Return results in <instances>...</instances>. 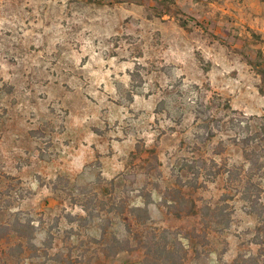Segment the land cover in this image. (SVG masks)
I'll list each match as a JSON object with an SVG mask.
<instances>
[{
    "label": "rangeland",
    "instance_id": "obj_1",
    "mask_svg": "<svg viewBox=\"0 0 264 264\" xmlns=\"http://www.w3.org/2000/svg\"><path fill=\"white\" fill-rule=\"evenodd\" d=\"M263 122L264 0H0V264H141L135 235L164 228L184 264L258 255L264 142L251 169L234 139ZM176 191L196 214H174Z\"/></svg>",
    "mask_w": 264,
    "mask_h": 264
},
{
    "label": "trees",
    "instance_id": "obj_2",
    "mask_svg": "<svg viewBox=\"0 0 264 264\" xmlns=\"http://www.w3.org/2000/svg\"><path fill=\"white\" fill-rule=\"evenodd\" d=\"M180 24L185 28L189 27V20L184 18H179ZM228 104V103H227ZM228 107H230L228 105ZM195 120L198 122L199 128L203 130V133L200 134V138L202 141H208L212 139L216 131L213 127L214 124L217 125V128L219 127V121L214 117L212 114V106L211 104L207 103L205 100H200L195 109ZM215 125V126H216ZM250 128V125H248V129ZM238 144H240L243 148V153L245 158L251 162V169L252 167H259V151H257L254 148H249L250 144L254 140H258V144L261 145V142H264V122L259 124L258 130L252 134L249 135V137H244L239 140L234 139ZM137 150L132 153L134 157H139L143 153L142 147L140 144L136 145ZM146 152H148V158L149 160H153L156 163H159L158 161V155L156 152V148L146 149ZM264 151V150H263ZM259 165V166H258ZM260 168V167H259ZM237 167L229 168L227 170L229 179L232 180V177H236L237 179L241 178V171L237 170ZM242 180V179H241ZM253 188L252 184V178L248 177L247 179V190L250 188ZM177 195H175L174 199H167L165 198V202L167 204H171V206L174 207V214H176L179 217L185 216V215H194L197 212L196 204L193 200L190 198L184 196L180 191ZM253 195L248 191L247 194V200H249L252 203V209L250 212L255 213L258 216L259 224L257 226V232L256 236L258 238V243L261 244L260 251L258 255L254 256H248L244 257L242 255H239L235 261L234 264H241L243 261L245 264H264V204L261 203V189L256 188V193L254 198L252 199ZM148 204V203H147ZM139 210L142 211L143 208L140 206L133 207L132 211ZM146 210L148 211V207H146ZM199 210V209H198ZM203 211V218L205 219V224L207 225V228L210 227L212 222H221L220 214L224 211L223 205H217L215 207L211 206H204L202 208ZM225 220V219H224ZM229 224V223H227ZM195 237H203L205 238L201 233H195ZM30 239V238H29ZM136 244H135V250H142V259L141 264H184L185 259L188 255V250L183 245L180 231L175 229H149L145 232H137L134 238ZM31 244H36L33 239L30 240Z\"/></svg>",
    "mask_w": 264,
    "mask_h": 264
}]
</instances>
